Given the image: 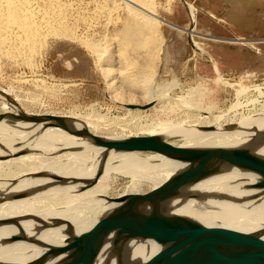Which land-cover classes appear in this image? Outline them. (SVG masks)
I'll return each mask as SVG.
<instances>
[{
  "label": "bare ground",
  "instance_id": "6f19581e",
  "mask_svg": "<svg viewBox=\"0 0 264 264\" xmlns=\"http://www.w3.org/2000/svg\"><path fill=\"white\" fill-rule=\"evenodd\" d=\"M119 1L117 9H122L126 18L122 28L117 31L118 40L111 39V44L107 41L102 48L89 40L82 41L84 47L96 56L101 67L103 61L113 55V49L117 48V57L125 63L128 71L126 76L121 74L123 79L126 77L125 81L129 79L137 83L138 88L140 84L144 86V91L140 86L139 95L132 93L131 85L127 86L130 88L127 91L132 94L127 96L118 91L120 94L113 95V98L120 102L127 101V104L138 101L142 104L144 101L146 104L167 102L164 111L179 109L194 113L197 118L189 116L181 122L149 123L148 117L131 113V121L128 122L119 118L107 121L102 115L91 113L85 117L67 116L77 120V128L84 126L92 132V129H110L121 121L125 127L144 130L145 136H161L176 146L204 149L253 145L256 153L264 158V139L259 141L256 136L264 132V101L256 103L252 113H240L242 105L235 100L230 113L213 117V108L196 103L192 92L186 96L172 97L167 91L155 98L152 82L158 75L164 43L160 28L164 23L169 24L159 18L156 0ZM6 3V10L9 11L0 16V22L14 25L17 20L13 6L10 0H6ZM184 5L189 9L193 23L190 29L183 31L194 36L196 13H192L186 1ZM194 46L196 50H201L196 42ZM115 71H107L108 76H113ZM147 85L150 87L145 88ZM112 86L110 84L112 93H116ZM133 89H137L135 85ZM0 91L4 108L9 109L5 113H12L10 108L23 113L20 107L9 102L10 93ZM247 92L246 89L238 91L237 99ZM200 127L214 129L200 131ZM41 129L30 123H0V264H27L44 253L29 241L8 242L14 235L60 247L71 238L90 230L100 219L119 207L107 200L116 177L130 179L127 190L117 197L120 198L146 193L142 191L144 185L152 190L183 167L180 162L160 154L105 152L80 135L59 129ZM260 179L256 174L234 166L219 168L212 175L184 189V195L191 197L167 203L164 213L188 218L207 227L259 235L264 239V190L255 189ZM42 224L46 228L36 233L35 230ZM114 249L112 243H108L96 264H119L117 259L112 258ZM160 249V245L153 240L131 241L124 247L121 262H143Z\"/></svg>",
  "mask_w": 264,
  "mask_h": 264
},
{
  "label": "rangeland",
  "instance_id": "374dc122",
  "mask_svg": "<svg viewBox=\"0 0 264 264\" xmlns=\"http://www.w3.org/2000/svg\"><path fill=\"white\" fill-rule=\"evenodd\" d=\"M185 1L196 13L194 36L183 31L193 23ZM185 1L156 0L159 18L172 26L164 23L160 28L164 43L158 75L152 82L155 98L167 91L172 97L192 92L196 103L213 108V117L230 113L235 100L242 105L240 113H252L253 106L264 101V0ZM10 2L17 21L14 25L0 22V90L10 93V102L15 101L22 112L84 117L91 113L102 115L107 121L119 118L127 122L131 121V113L148 117L149 123L197 118L196 114L179 109L164 111L167 102L129 112L113 98L120 93L139 95L144 86L140 84L138 88L137 83L123 79L121 74L126 76L128 71L117 57V48L101 67L82 41L89 40L102 48L107 41L111 44V39L118 40L117 31L126 18V13L117 9L119 0ZM0 4L2 16L9 9L6 10V0H0ZM109 70H116L113 76H108ZM110 84L116 93H112ZM131 85L132 93L128 92ZM244 89L248 90L246 95L237 99V92ZM0 101V114H4L9 109ZM139 102L134 104L146 105L145 101ZM122 123L119 121L110 129H92V133L104 138L145 136L144 130ZM129 185V178L116 177L110 197L117 198ZM150 190L148 185L142 188L143 192Z\"/></svg>",
  "mask_w": 264,
  "mask_h": 264
},
{
  "label": "water",
  "instance_id": "95a60500",
  "mask_svg": "<svg viewBox=\"0 0 264 264\" xmlns=\"http://www.w3.org/2000/svg\"><path fill=\"white\" fill-rule=\"evenodd\" d=\"M11 104L18 107L15 101H11ZM119 105L128 110H147L154 104ZM3 121L10 124L30 123L40 126L41 130L59 129L80 135L105 152L154 153L183 164L178 173L146 193L108 197V201L119 207L63 246L53 247L44 241L21 235L10 237L8 242L29 241L44 251L27 264H96L110 242L116 248L112 258L117 259L119 264H130L122 263L121 259L124 247L136 240H153L161 249L150 259L133 264H264V239L259 235L207 227L188 218L164 213L167 203L191 197L184 195V189L212 175L219 168L234 166L256 174L261 179L255 189L264 190V158L256 153L253 145L198 149L173 145L157 135L106 139L93 134L87 127L78 129L77 120L73 118L55 114L4 113L0 114V123ZM199 129L213 131L214 128ZM256 136L257 140H263L264 132ZM45 228L46 225L42 224L35 232Z\"/></svg>",
  "mask_w": 264,
  "mask_h": 264
}]
</instances>
